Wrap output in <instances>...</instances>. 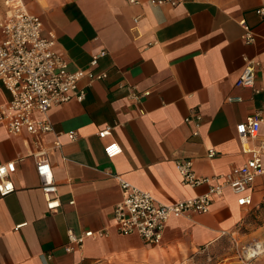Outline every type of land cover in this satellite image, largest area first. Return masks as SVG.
<instances>
[{
	"label": "crops",
	"instance_id": "1",
	"mask_svg": "<svg viewBox=\"0 0 264 264\" xmlns=\"http://www.w3.org/2000/svg\"><path fill=\"white\" fill-rule=\"evenodd\" d=\"M46 2L39 16L54 31L57 51L71 69H89L92 56L104 50L93 72L106 77L83 78L81 101L72 99L47 112L53 134L45 136V143L57 139L61 144L48 154L60 202L55 211L46 208L28 137L11 136L0 124V164L15 163V190L0 198V264H174L225 241L232 245L228 234L240 241L250 238L255 222L264 217L259 213L264 176L249 188L247 207H238L227 189L208 213L171 219L158 245L110 232L65 250L69 231L80 236L110 226L121 200L115 176L167 203L207 190L206 185H182L175 161L191 159L195 174L208 178L245 163L235 128L261 107L264 91L236 88L235 82L246 61L264 65V19L256 13L264 0L176 7H152L148 0ZM240 21L255 35L254 43L243 42ZM255 88L264 89V68L256 72ZM237 96L242 102H228ZM8 100L0 89V104ZM104 130L108 135L98 137ZM70 132L76 135L72 142ZM262 138L264 126L250 147ZM110 142L121 147L112 159L103 152ZM210 150L215 154L208 157ZM250 264H264V257Z\"/></svg>",
	"mask_w": 264,
	"mask_h": 264
},
{
	"label": "built area",
	"instance_id": "2",
	"mask_svg": "<svg viewBox=\"0 0 264 264\" xmlns=\"http://www.w3.org/2000/svg\"><path fill=\"white\" fill-rule=\"evenodd\" d=\"M205 1L148 0V3L152 7H176L184 2ZM127 2L137 4L138 0ZM4 3L5 10L0 12V89L8 93L9 100L0 104V124L11 136L28 137L29 156L40 181L46 208L55 211L60 207V202L48 154L53 149H59L61 144L57 139L51 145L45 143V136L53 134L47 112L50 108L64 105L72 99L81 101L84 91L79 88V82L83 78L89 81L104 79L105 73L95 74L93 68L106 53L100 50L92 56L89 69L72 70L69 61L57 51L54 31L45 28L39 15L29 12L22 0H5ZM256 13L264 19V7L257 9ZM239 24L243 29V42L254 43L255 35L246 23L240 21ZM260 68H264V65L252 60L246 61L235 87L252 90L254 93L264 91L255 88V75ZM228 102H242V98L230 97ZM194 118L199 120L197 115H194ZM261 126H264V101L253 115L236 126L235 131L240 138L242 152L248 158L240 167L233 168L226 174L211 178L200 177L193 171L191 159L175 161L174 166L182 185L190 188L207 186L206 192L191 198L163 203L151 193L115 176L121 200L113 207L110 226L96 232L87 231L80 236H75L69 231L65 250L71 252L74 246L81 247L86 239L105 238L110 232L123 237L136 236L145 245H158L171 219L208 213L212 203L221 198L227 189L236 197L238 207H247L251 201L249 188L257 178L264 176V138L258 146L249 145L250 141L258 137ZM108 133V130L101 131L98 137L104 138ZM67 137L70 142L76 139L73 132L68 133ZM103 152L108 159H112L121 153V147L116 142H110L104 146ZM214 154V151H208V157ZM14 172V162L0 164V198L14 192L15 187L11 181ZM233 234L228 236L235 248L237 263L223 264H250L264 256V241L251 238L241 243Z\"/></svg>",
	"mask_w": 264,
	"mask_h": 264
},
{
	"label": "rangeland",
	"instance_id": "3",
	"mask_svg": "<svg viewBox=\"0 0 264 264\" xmlns=\"http://www.w3.org/2000/svg\"><path fill=\"white\" fill-rule=\"evenodd\" d=\"M5 0H0V12L5 10ZM24 4L26 5L27 9L34 12L36 15H40L38 13L39 9L47 8L46 0H23ZM264 213V209H261L259 213ZM256 230L250 238H258L261 241H264V217L257 222H255V229ZM250 238H242L241 243H245ZM230 245L227 241L223 244H219L215 247L214 251H205V252H194L191 257H186L185 260L182 262H176L174 264H223L226 263L225 260H228L229 257L235 256V248ZM264 257V256H261ZM233 263H237L236 259H234ZM170 264V263H167Z\"/></svg>",
	"mask_w": 264,
	"mask_h": 264
}]
</instances>
